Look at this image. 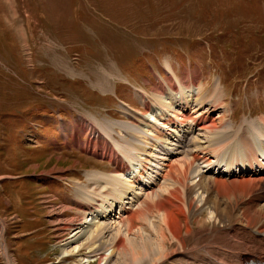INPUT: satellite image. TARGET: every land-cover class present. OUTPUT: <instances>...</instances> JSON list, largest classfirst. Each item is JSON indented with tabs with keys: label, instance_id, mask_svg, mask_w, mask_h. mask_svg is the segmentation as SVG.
<instances>
[{
	"label": "rangeland",
	"instance_id": "rangeland-1",
	"mask_svg": "<svg viewBox=\"0 0 264 264\" xmlns=\"http://www.w3.org/2000/svg\"><path fill=\"white\" fill-rule=\"evenodd\" d=\"M172 70L177 79L170 76ZM196 73L213 121L221 117L219 131L262 132L258 123L264 120V0H0V230L10 263L82 264L88 250L62 258L60 244L73 235L61 231L62 222L82 221L89 201L85 189L102 202L95 193L97 184L89 179L98 177L106 185L115 174L89 140L94 133L105 136L104 152H111L110 144L121 157L116 149L134 141L131 135L138 129L133 125H139L138 118L125 114L147 112L144 103L156 105L153 94L167 95L162 86H178V80L190 86ZM142 90L146 99L139 94ZM200 143L205 140L194 148ZM230 143L219 151L223 158L231 153ZM196 164L184 169L191 189L176 202L186 214L177 216L184 228L183 247L170 237L172 255L160 264H208L200 245L222 240L218 231L229 229L227 223L234 225L240 213L254 212L264 199V180L257 186L243 178L221 180L217 173L225 164L212 169ZM156 184L150 185L154 193L163 194L173 183L158 179ZM142 193L141 203L146 198ZM190 196L199 207L187 206L185 198ZM127 201V207L135 205L131 214L140 210L144 215L139 213L133 224L130 217L116 220L122 223L126 244L132 246L137 237L138 242L143 236L155 239L160 222L156 209L143 205L141 210L140 202ZM119 209L114 208L113 217ZM238 227L237 234L249 238L245 222ZM120 253L110 264L130 259L129 248ZM95 257L90 264H105ZM6 258L0 253V264H8ZM258 258L255 261L264 262Z\"/></svg>",
	"mask_w": 264,
	"mask_h": 264
},
{
	"label": "bare ground",
	"instance_id": "bare-ground-1",
	"mask_svg": "<svg viewBox=\"0 0 264 264\" xmlns=\"http://www.w3.org/2000/svg\"><path fill=\"white\" fill-rule=\"evenodd\" d=\"M168 70L171 72L170 67ZM173 75L177 79L175 76L176 74L172 70L170 76ZM199 76V73L194 74L193 78L190 80V86L182 84L179 80L178 86L176 85L174 87L171 85L167 89L162 86L163 88L160 90L162 92L163 90H167V95L164 97L160 93L153 94L154 96L157 95V98L154 97L156 105L150 106V103H144L145 108L148 110L147 112L138 113L135 110L125 114L128 117H132V119L133 116L138 118L139 125L132 124L134 128L138 129V132L136 131L135 134L126 132L135 137V139L133 138L134 141L132 140L131 144H129L125 138V142L129 145L122 150L116 149L122 152L120 153L122 154L121 157H118L115 153V149L110 144L108 148L111 149L109 150L111 152L106 154L104 148L108 143V138L94 133V139L89 141L93 142L95 145L93 147H97L98 150L93 152L97 153L100 159L105 161L106 159L109 160L114 166L113 173L115 174L110 176L111 180L104 182L106 185H102V180L97 179L98 177L96 179H89V182L93 180V183L95 182L97 184L96 190L98 189L99 191L95 193H97V196L100 197L102 202H97L90 191L84 190L85 193L88 194L87 199H89V201L86 206L84 205L86 211H82L84 213L83 217H81L82 221H80V219H72L65 222L63 221L64 223L62 222L64 227H62L61 231L64 233H73L70 238H64L63 244H60L63 246L62 258H70L80 254L83 250H88L89 255L86 254L82 257V264H90L92 255H95V259H99L101 263L110 264L112 257L116 256L118 251L120 253L121 250L120 256H122L123 253L127 252V248H129L130 259L128 261L127 258L122 259L120 264L122 262L123 264H160L162 260L168 259V257L172 255V253H170L171 249L168 253V245L171 240L170 237L174 240H178L177 244H180L181 247H183L182 245L184 243V240H182L184 228H182V224L180 220L177 219V216L181 215L182 217H186V214L183 210V206L180 207L179 203L176 202L183 201L184 199H182V197L185 193L182 194V192L190 188L188 183L189 177L184 169L186 168L188 170L191 164H205L209 169L216 167L214 166L215 164H225L223 172L219 171L217 173L219 175L218 179L221 180H223L222 178H233L232 180L235 181L237 178H243L244 180L242 182H247L248 184L256 186L264 180V120H260L261 125L258 123V128L262 130L259 135L244 133L242 129L238 130V128L236 131L228 130L229 132L226 133L225 131H219L217 129V122L221 117H217L216 120L213 121V110H211L212 113H210L206 107L208 97L202 93V88L196 85ZM215 89L217 91L220 90V88L217 87ZM139 94L140 96H144V98L147 96V93L143 90L139 92ZM160 96L162 97L158 100ZM123 107L132 108L125 102H123ZM205 107L207 111H203ZM222 118V122L224 123L226 117ZM110 125L111 124H108V126ZM112 128L114 129L115 127ZM121 133H124L122 129ZM201 139H204L205 143H200V147L194 148V145ZM193 140L196 141L192 143ZM227 142H231L230 144L233 143V146L230 145L231 153L223 158L219 151L225 149V143ZM80 143L81 141L78 140L76 145L79 146ZM226 146L228 147V144ZM160 153H165V157L160 158L159 156H155V154L161 155ZM209 153H212V155L214 153V156L208 158ZM187 156H189L190 160L186 158ZM154 157L155 160L153 159ZM218 161L221 162L217 163ZM238 168L239 172H235ZM193 173L197 176L199 174V169H195ZM154 174H156V176H153ZM158 179L171 181L173 184L171 187L165 188L163 194H155L150 185L154 186ZM89 185L92 186L91 183ZM121 185H125V188H121L123 187ZM200 185H202V183H200ZM200 185L198 187H201ZM155 186H158V183ZM141 187L144 188L141 189ZM138 189L139 193L135 192ZM118 190L120 191L119 193ZM132 192L134 196L128 198L127 196ZM199 192L197 193L199 194ZM141 193L146 197L143 203L140 201ZM85 199V197L81 198V200H84L83 202H85ZM125 199L131 200V205L140 202V205L138 204L140 209H143V205H146L148 209L152 207L156 209L160 216V222L157 232L155 231V239L154 236H143L141 237V241L138 242L139 239L137 240V237L135 240L137 242H134L132 246H130L129 243L126 244V241L123 239V235L126 234H124L122 230V223L116 220L122 217H130L129 221L133 224L140 214H142V216L144 214L140 210V212L137 210L133 212L132 210L133 213L131 214V209H133L135 205L127 207L126 205H129V202H124ZM200 199H203L202 196ZM227 199L229 200L230 198ZM185 202L189 208L195 204V206H198L194 196L186 197ZM230 203H232L231 200ZM117 205H119L121 209V212H119L120 215H114V220H111L112 213L114 212L113 210ZM128 214L131 215L127 216ZM240 214V216L234 219V222H238L237 224L235 223L238 226L242 222H245L246 227L251 229L248 233L249 238L239 236L236 231L238 226L235 227V224L230 225V223H227L229 229L227 227L226 231L221 230L222 233L220 231L217 233L223 234L224 238H227L225 241H223L224 238H221L222 240H208L209 243L206 245L201 244L202 246L200 245L198 249L199 251H206L209 260L208 264L213 263L214 260L219 264H249L250 261L259 259L258 257L264 258V199L260 200V206H258V209L254 212L245 211ZM227 224L223 225L224 228ZM129 225L127 227L131 230L132 226L130 229ZM112 229L116 231L115 234H112ZM129 232L132 233V231ZM129 232L127 231V233ZM108 233H110V235H108ZM138 234L140 235L139 232ZM142 234L143 232L141 235ZM212 235L214 237V234ZM104 249H108L109 251L106 250L104 254L102 253ZM107 252L109 253L107 254ZM0 253L5 258L7 257L8 264H12V260L11 263L10 260H8L9 255L3 241L2 230H0ZM87 255L90 257H87ZM216 261L214 262L216 263Z\"/></svg>",
	"mask_w": 264,
	"mask_h": 264
},
{
	"label": "crops",
	"instance_id": "crops-1",
	"mask_svg": "<svg viewBox=\"0 0 264 264\" xmlns=\"http://www.w3.org/2000/svg\"><path fill=\"white\" fill-rule=\"evenodd\" d=\"M4 239H5V235H4ZM6 246V245H5ZM8 251V250H7ZM12 258L14 259V261L16 262L17 260H16V258H14V256H12ZM18 262V261H17ZM17 262H16V264H17Z\"/></svg>",
	"mask_w": 264,
	"mask_h": 264
}]
</instances>
